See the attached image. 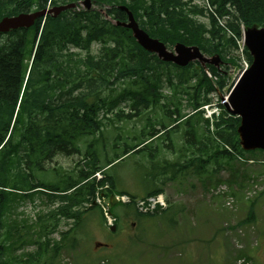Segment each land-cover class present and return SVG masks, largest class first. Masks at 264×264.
<instances>
[{
  "label": "trees",
  "instance_id": "obj_1",
  "mask_svg": "<svg viewBox=\"0 0 264 264\" xmlns=\"http://www.w3.org/2000/svg\"><path fill=\"white\" fill-rule=\"evenodd\" d=\"M72 1L78 0H0V20L37 6L45 8L49 2L55 5ZM93 1L97 8L71 9L56 18L48 16L35 57V38L42 19L37 28L0 33V146L9 137L0 150V264H10L7 254L14 234L17 241L22 242L24 238L20 228L9 225L7 214L11 200H26L36 192L53 201L60 199L59 207L51 211L53 217L75 218L76 224L80 225L97 208L93 204L97 188L106 181L112 187L116 186L113 175H106L99 182L92 177L98 170L110 165L114 167L116 161L126 155L129 157L144 152L161 136L170 140L168 148L177 149L171 133L181 126H185L186 130L178 159L180 156L185 159L168 163L169 167H160L162 171L171 167L174 175L189 169H195L199 174L206 173L209 164L221 167L222 160L230 162L247 153L264 152L242 149L237 130L241 119L226 110L211 130L200 108L213 100L211 94L217 89L199 63L181 67L163 62L157 55L146 51L132 36L130 29L116 24V21L128 19L127 12L119 8L126 5L152 37L169 46L177 42L198 45L206 54H219L226 64L235 65L236 56L230 55V52L235 49L236 40L229 31L241 38L243 27H264V0ZM99 9H105L112 20ZM201 17H208L209 21L204 22ZM218 18L223 20V25ZM245 52L252 61L247 48ZM31 58L33 61L26 80ZM209 71L220 75L213 65H209ZM119 81H125L123 87L114 89ZM218 86L223 88V76H220ZM165 88L171 92L164 94ZM181 94L188 98L189 113L183 112L179 99ZM125 101L136 111L127 114L128 118L142 109L160 108L170 120L163 121L158 129L156 124H152L147 139L127 143L122 155L116 154L114 158L106 159V164H101L103 155L96 148L104 125L100 114L102 111L104 116L114 113ZM122 114L125 111L120 109L116 116ZM199 118L205 132L198 129ZM82 144H87L90 150L89 164L92 169H81L76 179L65 178V187L35 178L33 172L42 168L44 158L52 159L60 153L74 155L80 152ZM19 150L21 153L14 160L13 154ZM159 151L160 148L155 147L147 157L154 161ZM24 164L27 168L32 166L31 181L25 178ZM13 168L17 172L14 177L11 176ZM10 186L15 189L11 195L5 191ZM75 187L72 194L67 193ZM38 188L49 192L36 190ZM24 189L31 190L32 195L17 192ZM162 191V188L156 187L148 190L147 194ZM91 203V206H86ZM75 206L79 208L76 210ZM249 207L252 208L253 204ZM136 213L140 217L158 214ZM251 213L249 218H253ZM38 218L42 226L35 238L38 249L26 258L16 260L19 264H40L51 245L45 230L48 222L41 215ZM68 233H62L64 239Z\"/></svg>",
  "mask_w": 264,
  "mask_h": 264
},
{
  "label": "rangeland",
  "instance_id": "obj_2",
  "mask_svg": "<svg viewBox=\"0 0 264 264\" xmlns=\"http://www.w3.org/2000/svg\"><path fill=\"white\" fill-rule=\"evenodd\" d=\"M83 7L79 3L78 9ZM201 20L209 21L207 17H201ZM218 20L224 23L221 18ZM94 49H97L96 45ZM232 54L238 55L239 52L233 49ZM241 70V64L223 67L225 95L233 87ZM124 83L119 81L114 89L123 87ZM164 91V94L171 92L169 88ZM179 99L183 112H190L187 96L181 94ZM120 109L125 114L116 116ZM131 113L136 111L127 101L108 116L101 112L104 125L96 146L103 155L101 164L121 154L126 143L133 144L143 137L142 134H148L152 124L169 121L160 109H142L128 118L126 115ZM205 113L209 116L207 111ZM199 122L203 125L201 118ZM200 124L197 122L198 129L205 132L204 125L202 127ZM184 134V126L172 133L177 149L168 148L170 140L167 137L154 141L153 147L160 148L154 161L147 157L149 149H146L104 171L103 174L114 175L115 188L105 185L99 189L101 198H96L100 202L98 208L91 212L89 219L78 225L82 229L73 232L68 240L63 238L62 232L70 229L74 220L59 215L53 217L51 214L59 206V200H50L42 193L26 200L19 199V202L11 200L7 214L9 225L20 228L24 238L22 242L17 241L14 234L11 239L12 245L7 254L10 264H19L16 260L26 258L38 249L35 238L42 227L38 218L40 215L48 222L45 230L51 240L40 264H236L239 257H246L253 264H264V152L247 153L245 158H235L230 162L222 160L221 167L209 164L206 173L199 174L195 169H189L174 176L169 168L167 174H162L158 168L160 165L179 158L178 151L184 143ZM89 151L87 144H82L80 152L74 155H58L53 161L45 163L40 180L65 187L66 177L74 178L83 168L92 169ZM180 159L184 160L185 157L180 156ZM219 185H226L229 194L233 195L232 207L227 206L229 197L225 199L211 194V190ZM146 186L164 189L173 207L172 212H176L172 218L174 221L169 216L138 219L126 214L128 210V213L135 211L133 206L128 208V205L119 202L110 206L111 213L119 217L115 222L116 230L111 231L102 218L101 207L109 206L112 193L125 191L144 195ZM7 193L11 195L12 192ZM251 203L252 208L249 207ZM250 212L255 222L249 218ZM71 237L76 239L73 246L70 245ZM98 242L102 244L96 246Z\"/></svg>",
  "mask_w": 264,
  "mask_h": 264
},
{
  "label": "water",
  "instance_id": "obj_3",
  "mask_svg": "<svg viewBox=\"0 0 264 264\" xmlns=\"http://www.w3.org/2000/svg\"><path fill=\"white\" fill-rule=\"evenodd\" d=\"M84 4L90 8L92 0H85ZM75 6V3H71L34 13H20L16 16L4 17L0 21V32L30 27L36 19L46 14L54 13L57 16L60 12ZM121 9L127 11L129 18L127 22H118V24L130 28L137 42L147 51L156 53L161 60L174 62L180 66H187L194 60H199L205 67L208 63L219 66L221 62L219 55L208 58L196 45L187 46L177 43L175 50L170 51L164 42L151 37L140 27L133 13L126 6H121ZM245 43L254 56V61L230 94L227 109L241 117L238 132L242 148L245 150L264 149V27L245 30ZM111 203L114 205L116 200L112 199Z\"/></svg>",
  "mask_w": 264,
  "mask_h": 264
},
{
  "label": "built area",
  "instance_id": "obj_4",
  "mask_svg": "<svg viewBox=\"0 0 264 264\" xmlns=\"http://www.w3.org/2000/svg\"><path fill=\"white\" fill-rule=\"evenodd\" d=\"M162 202V199H161V197H159V198H150L149 199V205H150V207H154L155 206V204L157 203V202ZM141 204H144V202H142Z\"/></svg>",
  "mask_w": 264,
  "mask_h": 264
},
{
  "label": "bare ground",
  "instance_id": "obj_5",
  "mask_svg": "<svg viewBox=\"0 0 264 264\" xmlns=\"http://www.w3.org/2000/svg\"><path fill=\"white\" fill-rule=\"evenodd\" d=\"M220 24L223 25L224 23H222L220 20H219ZM31 64V63H30Z\"/></svg>",
  "mask_w": 264,
  "mask_h": 264
},
{
  "label": "flooded vegetation",
  "instance_id": "obj_6",
  "mask_svg": "<svg viewBox=\"0 0 264 264\" xmlns=\"http://www.w3.org/2000/svg\"><path fill=\"white\" fill-rule=\"evenodd\" d=\"M35 28H36V26H35ZM58 93H59V91H58ZM60 154H62V153H60Z\"/></svg>",
  "mask_w": 264,
  "mask_h": 264
}]
</instances>
